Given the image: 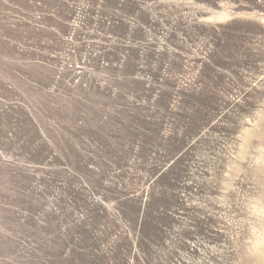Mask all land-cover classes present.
Returning <instances> with one entry per match:
<instances>
[{"label": "rangeland", "instance_id": "obj_1", "mask_svg": "<svg viewBox=\"0 0 264 264\" xmlns=\"http://www.w3.org/2000/svg\"><path fill=\"white\" fill-rule=\"evenodd\" d=\"M263 161L264 0H0V264H264Z\"/></svg>", "mask_w": 264, "mask_h": 264}, {"label": "bare ground", "instance_id": "obj_2", "mask_svg": "<svg viewBox=\"0 0 264 264\" xmlns=\"http://www.w3.org/2000/svg\"><path fill=\"white\" fill-rule=\"evenodd\" d=\"M262 166L264 167V161L262 162ZM259 212L264 217V208H261ZM254 241L252 253L255 254L261 261H264V227Z\"/></svg>", "mask_w": 264, "mask_h": 264}]
</instances>
